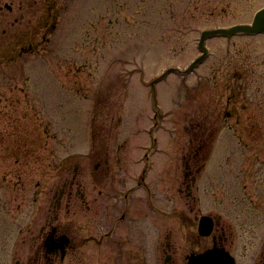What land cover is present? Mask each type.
<instances>
[{
	"label": "rangeland",
	"instance_id": "1",
	"mask_svg": "<svg viewBox=\"0 0 264 264\" xmlns=\"http://www.w3.org/2000/svg\"><path fill=\"white\" fill-rule=\"evenodd\" d=\"M11 1L14 13L4 8ZM0 6V111L14 114L13 128L22 127L15 139L26 144L28 131L34 140L25 159L29 179L42 182L44 191L33 188L32 203L38 190L47 206L54 191L64 184L70 189L76 177L98 208L116 205L146 163L153 145L146 131L156 130L148 180L156 185L158 206L167 209L156 221L162 234L156 264H166V236L175 238L176 251L187 232L191 241L197 237L201 213H221L228 228L238 213L243 222L264 226L263 38L213 39L215 55L195 73H173L156 84L155 108L151 89L162 72L185 68L200 53L203 29L248 22L264 0H0ZM37 159L46 167H36ZM186 163L199 180L191 194ZM224 175L231 198L221 193ZM100 191L109 199L98 198ZM62 201L71 202L67 195ZM136 203L144 213L142 197ZM247 208L257 212L244 218ZM60 218L74 220L64 210ZM149 222L142 227L151 249ZM144 252L154 261L155 252ZM251 258L240 254L242 264Z\"/></svg>",
	"mask_w": 264,
	"mask_h": 264
},
{
	"label": "flooded vegetation",
	"instance_id": "2",
	"mask_svg": "<svg viewBox=\"0 0 264 264\" xmlns=\"http://www.w3.org/2000/svg\"><path fill=\"white\" fill-rule=\"evenodd\" d=\"M22 4V1H21ZM6 4L9 12L14 13L13 2ZM2 10V9H0ZM24 18L23 15L20 16ZM17 22V19H15ZM14 22V23H15ZM33 45H30L32 49ZM12 114L0 111V217L2 219L0 228H4V242L7 249L6 254H2L0 248V258L2 264H148V253L143 255V250L156 251L154 244H147L145 238L147 231L142 227L143 220L150 219V228H153L156 240L157 212L154 207L141 209L136 207V200L130 197V192H119V197L114 203L116 205L98 208L95 201L89 200L87 190H84L74 177L70 183V189L66 190V184L61 189H56L47 206L41 205L39 191H44L43 183L34 182L29 179V160L27 152L30 143L26 139V144L22 138L15 139L17 131L10 125ZM23 143V144H22ZM34 143V140L31 144ZM18 157L22 158L19 159ZM34 162L42 167L37 159ZM190 165L186 163L187 177L191 181L188 184V194L192 193L191 185L197 182V177H191ZM241 167V165H239ZM206 167L204 159L198 170L203 173ZM220 186L225 189L221 193L233 197L234 191H227L228 183L221 177ZM40 190L33 193V203L29 200V195L33 188ZM34 189V190H35ZM240 192L243 195L244 187ZM33 190V191H34ZM68 192V193H67ZM42 193V192H41ZM218 193V192H217ZM253 193V192H252ZM264 193V192H263ZM43 194V193H42ZM103 191L97 193L98 198H103ZM117 194V192H116ZM247 195L248 192H245ZM68 197L70 204L63 206V197ZM106 195V194H105ZM110 196L106 195L108 200ZM105 199V200H106ZM104 200V201H105ZM73 202L74 205H71ZM29 203L31 206H29ZM108 204H110L108 202ZM112 204V203H111ZM120 205V206H119ZM63 206V207H62ZM98 209V210H96ZM74 217L69 223L61 222V211ZM93 210V211H92ZM252 208L242 209L244 218L252 215ZM197 219V237L189 239L187 232L182 238V246L178 250H173L174 238L167 236L166 262L168 264H187L190 255L201 253L213 245L225 249L233 254L242 264L241 256L252 257L246 264H264V226H254L253 223L243 222L240 214H236V222L229 225V228L219 221V215L214 214L215 225L212 235L208 238L199 234V220ZM211 216L212 214L209 213ZM82 216L78 218L77 216ZM101 215V216H99ZM221 220V219H220ZM250 224V225H249ZM185 226V225H184ZM188 228V226H185ZM211 240L208 244V240ZM151 240V241H152ZM250 244V248L248 247ZM256 247V248H255ZM242 248V253H241ZM254 250L249 255L245 249ZM253 248V249H252ZM7 250H11L9 253ZM174 251V254H173ZM180 251L179 255L177 252ZM144 252V253H145ZM150 253V252H149ZM240 253V254H239ZM248 254V255H247ZM15 257V260H14ZM27 258V260H26Z\"/></svg>",
	"mask_w": 264,
	"mask_h": 264
},
{
	"label": "water",
	"instance_id": "3",
	"mask_svg": "<svg viewBox=\"0 0 264 264\" xmlns=\"http://www.w3.org/2000/svg\"><path fill=\"white\" fill-rule=\"evenodd\" d=\"M241 32L247 34L264 33V8L261 9L259 12H257L253 25H237L229 29H215V30L205 31L202 35V42H201V48L204 51V55L199 59H197L196 62H194L191 65L188 71L192 70L199 62H201L205 58L207 54V49L203 46V43L206 38L215 36L217 34L233 35ZM209 232L210 230H206V234H208ZM191 264H231V263L227 255L216 253L215 251H210L202 255L200 258L195 259ZM232 264H234L233 261Z\"/></svg>",
	"mask_w": 264,
	"mask_h": 264
}]
</instances>
